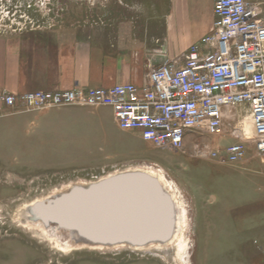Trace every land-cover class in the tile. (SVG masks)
Segmentation results:
<instances>
[{
	"label": "rangeland",
	"instance_id": "rangeland-1",
	"mask_svg": "<svg viewBox=\"0 0 264 264\" xmlns=\"http://www.w3.org/2000/svg\"><path fill=\"white\" fill-rule=\"evenodd\" d=\"M247 1L264 19V0ZM192 3L194 26L190 35L202 37L207 27L211 30L213 0H193ZM174 4L173 0H0V35L21 39L50 35L49 39L55 41L56 34L67 33L91 39L106 52L123 49L130 68L137 72L142 62L160 65L186 51L176 52L187 33L175 34L171 15L176 9L184 12L186 2L182 0L180 7ZM201 28L204 30L200 34ZM198 40L191 41L189 46ZM136 77L134 81L143 83L147 74L143 70ZM86 107L84 111L102 110ZM231 113V128L226 135H188L181 150L159 148L137 133L120 130L115 119L106 112L98 114L99 121L91 131L76 136V144H69L58 152L22 151L0 144V264H240V252L244 249L261 255L264 163L255 148L247 110L236 106ZM85 124L91 125L90 122ZM233 127H236L235 132ZM236 140L246 144V157L237 164L246 161L244 165L251 167L254 173L244 175L225 169L216 177L207 168L195 169L196 165L214 160L196 154L200 143L211 141L215 147L223 148ZM138 169L161 172L174 186L172 192L178 210L179 206L187 210L185 222L179 229L180 238L189 245L187 255L178 253L176 242L143 249L128 246L63 249L69 230L64 228L66 232L56 234L52 228H56L57 223L45 225L28 207L38 199L67 191L71 194L81 184L117 178L119 174ZM206 194L227 195L234 205L245 206L243 226L246 228L249 221L248 227L252 230L244 231V249L205 246L203 233L195 231V227L197 205ZM118 197L113 195L110 200L100 201L102 209H97L100 221L112 222L117 230L135 229L136 232L146 229L149 218L155 221L156 227L163 224V204L144 202L136 195L123 201ZM80 232L88 237L84 231ZM248 252L246 255H250Z\"/></svg>",
	"mask_w": 264,
	"mask_h": 264
},
{
	"label": "built area",
	"instance_id": "built-area-1",
	"mask_svg": "<svg viewBox=\"0 0 264 264\" xmlns=\"http://www.w3.org/2000/svg\"><path fill=\"white\" fill-rule=\"evenodd\" d=\"M212 14L211 30L180 57L148 65L143 83L20 94L2 91L0 110L110 107L122 130L137 131L153 146L181 150L188 135H226L231 109L238 106L249 114L255 148L264 162V19L247 0H213ZM196 154L237 163L246 157V144L236 140L218 148L203 142Z\"/></svg>",
	"mask_w": 264,
	"mask_h": 264
},
{
	"label": "crops",
	"instance_id": "crops-1",
	"mask_svg": "<svg viewBox=\"0 0 264 264\" xmlns=\"http://www.w3.org/2000/svg\"><path fill=\"white\" fill-rule=\"evenodd\" d=\"M181 1L173 0L178 7L182 6ZM184 1L187 6L182 10L184 12L179 13L176 9L175 14H171L175 34L187 33L186 40L176 49L178 53L187 50L189 43L200 37L199 35L193 38L190 35L194 26L193 0ZM212 22L213 14L211 24ZM208 29L209 27L205 29V34ZM202 30L204 29L201 28L200 34ZM56 37L55 41H51L50 35L47 37L36 35L27 39L0 35V92L20 94L33 90L109 87L124 82L138 83L134 81L138 78L136 76L143 70L147 73L148 65H151L142 62L141 65L138 64V71L135 72L123 56L125 53L123 49L106 52L91 39L67 33H58ZM83 107L86 106L68 105L65 108L53 107L42 111L2 109L0 144L4 143L22 151L33 149L58 152L66 149L69 144H76V136L91 131V127L99 121L100 112H106L114 119L110 107H86L100 108L104 111H84ZM86 122H90L91 125L88 127ZM123 131L139 134L137 131ZM244 164L247 162L237 164L211 160L196 165L195 169L207 168L209 171L212 170V176L216 177H220V170L225 169L244 175L254 173L251 167ZM200 200L203 202L197 205L195 231L203 233L202 240L206 243L205 246L244 249V231L252 230L248 227L249 221L246 228L243 226L245 206L234 205L230 197L223 194L210 196L206 194ZM261 248L263 249L261 255L258 252H248L247 249L242 250L240 252L242 259L239 263L264 264V245ZM247 252L250 255H246Z\"/></svg>",
	"mask_w": 264,
	"mask_h": 264
},
{
	"label": "bare ground",
	"instance_id": "bare-ground-1",
	"mask_svg": "<svg viewBox=\"0 0 264 264\" xmlns=\"http://www.w3.org/2000/svg\"><path fill=\"white\" fill-rule=\"evenodd\" d=\"M245 132L249 133L248 128H245ZM136 172H143L147 174L151 179H153L160 187L161 190V197L166 198L168 200V205L170 207V212L171 216L169 217V226L163 230H159L158 232H155L156 237L153 239H150L146 242H140V243H131L129 240H120L115 242L113 241H106L103 239H93L90 237H86L81 230L78 228L77 224H82L81 219L75 216L73 212V203L70 202V197H69V191L67 192H62L58 196H53V197H47L44 199H38L36 201H33L31 204L28 205L30 208V211L33 212V216L40 218L45 225H52L53 223H57L58 226L55 229L54 232L57 234L59 232H66L63 230L64 228L69 230L68 234V240L62 244V248H74L77 246L80 247H88V248H93V249H103L105 247H117V246H128V247H133L135 249H143L146 247L154 246V247H159L161 245H166L172 242H176V249L179 254L181 255H187L189 245L186 244L185 240H182L180 238V232L179 229L182 227L183 222H185L186 215H187V210L184 207H180V210H178V204L176 203L177 201L174 198V194L172 190H174V186L167 181L165 176L160 172L157 173L156 171L153 170H135ZM131 171V172H135ZM106 178L101 179V181L95 182V183H88V184H81L79 185L75 190H90L91 186L95 184H99L100 182L105 181ZM143 191V190H142ZM143 196L149 200V196L146 195V192L143 191ZM165 193V194H164ZM146 195V196H145ZM142 196V195H141ZM140 196V197H141ZM167 196V197H166ZM90 199L85 202L83 205L77 206V210L82 216H85L86 220L88 222L86 223L87 227H90L91 225L93 228L95 227V222H96V215L97 211L95 212V209L98 208L99 206V201L96 197L92 196L89 197ZM92 198V199H91ZM96 198V199H93ZM143 200V197H141ZM70 202V206L64 202L68 201ZM65 203V204H64ZM64 204V206H63ZM67 209H66V208ZM76 209V208H75ZM144 218V217H143ZM142 218V219H143ZM158 218V217H157ZM60 220V221H59ZM103 224V227L107 228H116L115 225H112V222L110 221H104L101 225ZM145 224V223H144ZM145 226L151 227L150 223L146 224ZM85 239H82V238ZM72 248V249H73Z\"/></svg>",
	"mask_w": 264,
	"mask_h": 264
},
{
	"label": "water",
	"instance_id": "water-1",
	"mask_svg": "<svg viewBox=\"0 0 264 264\" xmlns=\"http://www.w3.org/2000/svg\"><path fill=\"white\" fill-rule=\"evenodd\" d=\"M142 190L145 191L146 195L149 196V200H147L143 196ZM68 195L70 197V202L74 204L72 209H73L75 216L81 219L82 221V224L81 222L80 224H77L78 228L81 229V231H84V233L88 237L96 239V240H99V239H103L106 241L115 240V242L120 241V240H129L131 243L133 242L135 244L140 243V242L143 243V242H146L156 237L155 234L157 233L155 232H158L159 230L161 231L167 228L169 226L168 224L170 223L169 217L172 215L171 212L169 211L168 200L166 198H163V196L161 197V190H160L159 185L145 173L137 174V173L131 172V173H126V174H119L117 175V178L114 177L113 179H109V180L100 182L99 184H95L91 186L90 190H84V189L75 190L71 194H68ZM110 195L119 196L118 200L121 199V201H123V199H126L127 197L136 195L139 198V200H142L144 202L147 201L150 203L151 201H155V203L163 204L164 207L161 210V217L163 218L165 217L164 218L165 220L163 224H161L159 227L158 226L156 227V225L154 224L155 221L149 218V220L147 221H149L148 223H150V225L152 226L151 227L145 226L146 229L138 230V232H136L135 229L131 231V230H125L121 228L117 230L113 228L109 229L106 226L103 227V224L101 225V221L97 214L95 217L96 218L95 227L93 228L92 225L90 227H87L86 223L84 222H88V221L86 220L85 216H82L78 211H76L78 208L77 206L85 204V202L90 199L89 197L94 196L99 201L98 208L102 209L100 206L101 204L100 201H103V199L105 198L110 200L111 199ZM140 196L146 200H143ZM96 198H93V199H96ZM64 202L68 205V207L70 206L69 200L64 201ZM98 208H96L95 210L97 211ZM103 222L104 221H102V223Z\"/></svg>",
	"mask_w": 264,
	"mask_h": 264
}]
</instances>
